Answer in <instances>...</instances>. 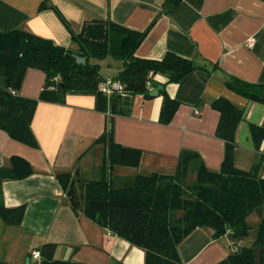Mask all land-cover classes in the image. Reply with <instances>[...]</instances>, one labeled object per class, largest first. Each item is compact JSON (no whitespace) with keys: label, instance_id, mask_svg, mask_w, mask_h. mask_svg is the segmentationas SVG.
<instances>
[{"label":"crops","instance_id":"crops-1","mask_svg":"<svg viewBox=\"0 0 264 264\" xmlns=\"http://www.w3.org/2000/svg\"><path fill=\"white\" fill-rule=\"evenodd\" d=\"M41 3L45 7L40 8ZM163 4L164 0H0V30L19 27L75 48L72 34L93 19H110L134 30L150 26L136 55L161 58L170 51L204 63L209 73L203 77L193 71L179 82H166L156 74L147 95L131 97L128 114L112 116L113 140L140 149L141 158L137 166H112L110 177L125 181L137 173H172L183 149L197 152L208 169L218 170L224 142L215 135L219 113L211 101L217 97L244 110L235 132L234 164L250 169L259 157L264 158L249 135V123L264 121V104L232 91L224 81L233 76L264 83V0H180L170 12ZM249 39H253L251 45ZM115 61L109 57L100 61L101 66H116L114 73L107 71L104 76L114 75L121 67ZM44 80L42 70L27 68L18 94L37 98ZM157 86L180 102L166 124L158 120L160 89L150 94ZM107 120L108 112L95 108L92 94L67 93L63 102L37 101L30 122L36 147L0 129V166H7L14 154L32 166L29 176L0 183L4 206H25L19 224H6L0 218L1 261L28 264L27 258L34 260L32 250L53 242L56 259L79 264H144L141 248L76 212L55 177L60 172L74 177L78 168L74 177L77 191L79 182L98 177L105 145L94 140L105 130ZM260 146L264 148V143ZM259 174L264 177V162ZM256 215L259 222L264 207ZM178 252L183 264H215L231 247L225 235L213 238L209 228L197 227L180 242Z\"/></svg>","mask_w":264,"mask_h":264},{"label":"trees","instance_id":"trees-1","mask_svg":"<svg viewBox=\"0 0 264 264\" xmlns=\"http://www.w3.org/2000/svg\"><path fill=\"white\" fill-rule=\"evenodd\" d=\"M179 1L164 0L163 8L170 12ZM149 27L134 30L110 19H93L84 22L79 33L72 34L75 48L55 44L19 27L0 30V129L13 139L36 147L30 122L38 100L63 102L67 93L92 94L95 108L108 112L105 130L94 140L105 145L98 177L79 182L77 191L71 184L74 178L71 173L55 175L69 193L67 197L76 212L141 248L144 264H183L178 245L197 227L209 228L213 238L223 235L228 238L231 252L215 264H256L253 255L256 244L262 246L260 263L264 264V217L255 225L252 237L246 221L250 213L261 215L264 207V177L259 174L264 158L259 157L248 170L235 166V132L244 118V110L229 99L217 97L211 101L219 113L215 135L224 142L218 170L208 169L197 152L183 149L172 173H137L125 181L110 177L112 166H137L141 158L140 149L113 140L112 116L128 114L131 97L147 95L156 74L164 76L166 82H179L193 71L203 77L209 73L204 63L197 64L170 51L161 58L136 55ZM76 56L84 57V62H78ZM108 57L121 62L112 76H104L100 71V61ZM29 67L45 73L37 98L18 94ZM108 77L118 80L122 88L106 95L99 85ZM224 83L239 95L264 104V83H249L233 76ZM160 94L158 120L166 124L180 102L169 97L164 88ZM249 135L254 147L262 152L264 121L249 123ZM31 173L30 162L14 154L7 166H0V183ZM24 209L23 204L6 207L0 202V218L6 224H19ZM55 249L56 243L41 244L37 248L39 260L28 264H79L71 259H56ZM0 264L9 263L0 260Z\"/></svg>","mask_w":264,"mask_h":264},{"label":"built area","instance_id":"built-area-1","mask_svg":"<svg viewBox=\"0 0 264 264\" xmlns=\"http://www.w3.org/2000/svg\"><path fill=\"white\" fill-rule=\"evenodd\" d=\"M253 42V39H249L247 41V44L248 45H251ZM99 88L100 90L105 93L106 95H109L111 94L112 92L114 91H119L121 88H122V85L121 83L116 80L115 78H112V77H108L106 78L105 80H103L100 85H99ZM197 113V112H196ZM261 151L264 152V148H261ZM31 257L34 259V260H39L40 256H39V252L37 249L35 250H32L31 251Z\"/></svg>","mask_w":264,"mask_h":264},{"label":"rangeland","instance_id":"rangeland-1","mask_svg":"<svg viewBox=\"0 0 264 264\" xmlns=\"http://www.w3.org/2000/svg\"><path fill=\"white\" fill-rule=\"evenodd\" d=\"M118 62L119 61H117L116 63H118ZM107 64H105V65L102 64L100 71L102 73H105L107 71H109L111 73H114V71H116V66H112V67L110 66V67H108ZM258 219L259 218L257 217L256 213H250L248 215V217L246 218L247 223L251 226L250 231H249V236H251V235H253L255 233V229H256L255 228V225H256V223H258ZM32 262H34V260Z\"/></svg>","mask_w":264,"mask_h":264},{"label":"water","instance_id":"water-1","mask_svg":"<svg viewBox=\"0 0 264 264\" xmlns=\"http://www.w3.org/2000/svg\"><path fill=\"white\" fill-rule=\"evenodd\" d=\"M76 60L78 62H84V57L76 56ZM160 87L161 86H157L156 89H154L153 91L150 92V94L157 93V91L160 89ZM77 171H78V168H77V170H76V172L74 174L75 176H77ZM74 182H75V179L73 178L72 181H71V184H73ZM67 194L69 195L68 192H67ZM261 250H262V246L260 244H256V246L254 248V252H253L256 264H261L260 263V252H261ZM26 262L29 263V258L26 259Z\"/></svg>","mask_w":264,"mask_h":264}]
</instances>
